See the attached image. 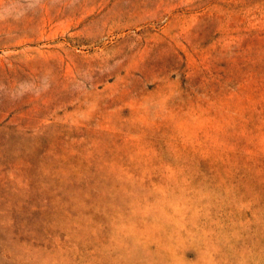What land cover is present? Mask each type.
<instances>
[{
  "label": "rangeland",
  "instance_id": "obj_1",
  "mask_svg": "<svg viewBox=\"0 0 264 264\" xmlns=\"http://www.w3.org/2000/svg\"><path fill=\"white\" fill-rule=\"evenodd\" d=\"M0 264H264V0H0Z\"/></svg>",
  "mask_w": 264,
  "mask_h": 264
},
{
  "label": "clouds",
  "instance_id": "obj_2",
  "mask_svg": "<svg viewBox=\"0 0 264 264\" xmlns=\"http://www.w3.org/2000/svg\"><path fill=\"white\" fill-rule=\"evenodd\" d=\"M33 91L29 84H21L14 92H12V97L17 98L22 96L25 92Z\"/></svg>",
  "mask_w": 264,
  "mask_h": 264
}]
</instances>
